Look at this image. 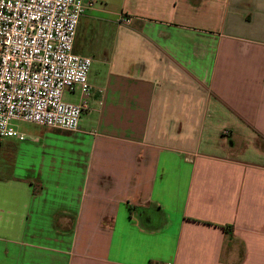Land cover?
I'll list each match as a JSON object with an SVG mask.
<instances>
[{
	"label": "crops",
	"instance_id": "crops-1",
	"mask_svg": "<svg viewBox=\"0 0 264 264\" xmlns=\"http://www.w3.org/2000/svg\"><path fill=\"white\" fill-rule=\"evenodd\" d=\"M95 1L93 119L10 137L0 264H264V0Z\"/></svg>",
	"mask_w": 264,
	"mask_h": 264
},
{
	"label": "built area",
	"instance_id": "built-area-1",
	"mask_svg": "<svg viewBox=\"0 0 264 264\" xmlns=\"http://www.w3.org/2000/svg\"><path fill=\"white\" fill-rule=\"evenodd\" d=\"M95 0H0V137L26 139L14 121L77 131L88 100L92 58L74 51L77 28ZM130 24L132 17L122 14ZM170 264V263H167Z\"/></svg>",
	"mask_w": 264,
	"mask_h": 264
},
{
	"label": "rangeland",
	"instance_id": "rangeland-1",
	"mask_svg": "<svg viewBox=\"0 0 264 264\" xmlns=\"http://www.w3.org/2000/svg\"><path fill=\"white\" fill-rule=\"evenodd\" d=\"M91 91L89 92H82L81 90H77L75 93H70L68 91L65 92L64 98L68 101L72 102H79L80 98L81 100L84 98L86 100L90 99ZM91 115H88L87 113H84L82 115V118L80 120V124L83 126H86V121H90ZM14 125L16 128H18L20 131L31 134L33 132H36L42 128V126L30 123V122H25V121H14ZM17 140L15 138H10V137H0V167H2L4 175L6 177H9L13 175V165L15 161V152L14 150L17 148L16 147ZM5 178V177H3Z\"/></svg>",
	"mask_w": 264,
	"mask_h": 264
}]
</instances>
